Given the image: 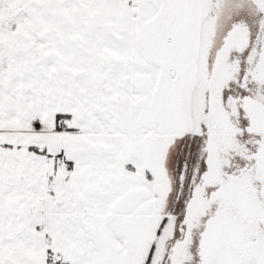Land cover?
Segmentation results:
<instances>
[{"label":"snow or ice","instance_id":"1","mask_svg":"<svg viewBox=\"0 0 264 264\" xmlns=\"http://www.w3.org/2000/svg\"><path fill=\"white\" fill-rule=\"evenodd\" d=\"M0 264H264V0H0Z\"/></svg>","mask_w":264,"mask_h":264}]
</instances>
